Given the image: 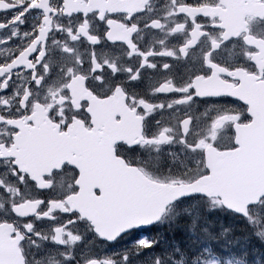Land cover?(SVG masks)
Returning a JSON list of instances; mask_svg holds the SVG:
<instances>
[{"label": "snow or ice", "instance_id": "1", "mask_svg": "<svg viewBox=\"0 0 264 264\" xmlns=\"http://www.w3.org/2000/svg\"><path fill=\"white\" fill-rule=\"evenodd\" d=\"M0 264H264V0H0Z\"/></svg>", "mask_w": 264, "mask_h": 264}]
</instances>
